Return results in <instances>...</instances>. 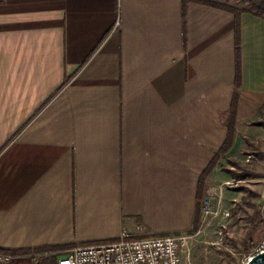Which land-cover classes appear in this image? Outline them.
<instances>
[{
	"label": "crops",
	"instance_id": "1",
	"mask_svg": "<svg viewBox=\"0 0 264 264\" xmlns=\"http://www.w3.org/2000/svg\"><path fill=\"white\" fill-rule=\"evenodd\" d=\"M236 25L183 0H0V249L58 264L124 228L188 234L236 94L233 146L264 134V17H240L239 86Z\"/></svg>",
	"mask_w": 264,
	"mask_h": 264
},
{
	"label": "rangeland",
	"instance_id": "2",
	"mask_svg": "<svg viewBox=\"0 0 264 264\" xmlns=\"http://www.w3.org/2000/svg\"><path fill=\"white\" fill-rule=\"evenodd\" d=\"M216 1L249 7L243 0ZM257 120L264 122V111L249 122ZM235 136L236 124L233 143ZM242 139L244 141L238 146L232 144L223 153L212 170L215 174L207 183L205 190H208L200 201L201 226L198 232L192 229L188 233L191 238L182 255L184 264H242L264 239V134ZM235 173L243 177L237 179ZM206 196L212 206L207 214L202 210ZM226 212L230 215L225 216ZM144 231L142 236H148L143 234Z\"/></svg>",
	"mask_w": 264,
	"mask_h": 264
},
{
	"label": "built area",
	"instance_id": "3",
	"mask_svg": "<svg viewBox=\"0 0 264 264\" xmlns=\"http://www.w3.org/2000/svg\"><path fill=\"white\" fill-rule=\"evenodd\" d=\"M202 210L206 214L212 210L207 196ZM142 231L143 226H138L136 232L124 228L116 240L73 247L59 256L58 264H184L182 255L189 246L190 234L142 236ZM263 251L264 239L242 264ZM15 258L13 254L0 251V264H9Z\"/></svg>",
	"mask_w": 264,
	"mask_h": 264
},
{
	"label": "trees",
	"instance_id": "4",
	"mask_svg": "<svg viewBox=\"0 0 264 264\" xmlns=\"http://www.w3.org/2000/svg\"><path fill=\"white\" fill-rule=\"evenodd\" d=\"M184 1V6H187L189 3H198V4H203V5H208L216 8H220L223 10H226L230 13H232L235 17L236 20V27H237V33H236V62H237V79H236V85L239 86L240 84V77H241V65H240V35H239V20L241 15L244 12H251L256 15L264 17V0H243L249 4V7H238V6H233L229 5L226 3H222L216 0H183ZM237 110H238V102H237V94L234 97V101L232 103V108L230 110V116L227 122L228 125V137L223 144V146L216 151L214 155V159L211 162V164L206 168V170L202 174V179L200 183V192H199V209L196 214V218L194 221V227L193 231L196 233L199 231L200 226H201V207H200V201L203 198L204 192H205V180L207 176L212 172V170L215 168L217 165L218 159L223 155L224 152L228 151L229 147L233 144V138H234V133H235V124H236V119H237ZM260 113H263L261 111ZM251 124L254 125H264V122L261 120L257 121H252ZM237 179H241L243 175L235 173ZM45 250V249H44ZM1 252H6L13 254L15 257L18 255L22 254H28L29 251H13L9 249H0ZM27 260H32V258H28ZM14 262H17V258L13 260L11 264Z\"/></svg>",
	"mask_w": 264,
	"mask_h": 264
},
{
	"label": "water",
	"instance_id": "5",
	"mask_svg": "<svg viewBox=\"0 0 264 264\" xmlns=\"http://www.w3.org/2000/svg\"><path fill=\"white\" fill-rule=\"evenodd\" d=\"M245 264H264V251L254 255Z\"/></svg>",
	"mask_w": 264,
	"mask_h": 264
}]
</instances>
